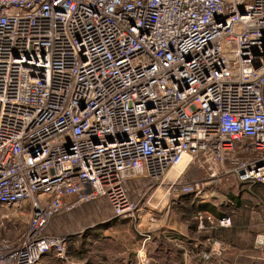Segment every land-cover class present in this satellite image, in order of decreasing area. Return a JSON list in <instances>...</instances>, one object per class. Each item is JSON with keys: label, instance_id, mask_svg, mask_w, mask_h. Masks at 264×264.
Wrapping results in <instances>:
<instances>
[{"label": "built area", "instance_id": "1", "mask_svg": "<svg viewBox=\"0 0 264 264\" xmlns=\"http://www.w3.org/2000/svg\"><path fill=\"white\" fill-rule=\"evenodd\" d=\"M231 174L264 186V0H0V205L31 208L0 264L68 260L56 219L83 204L133 219V180L172 199Z\"/></svg>", "mask_w": 264, "mask_h": 264}, {"label": "rangeland", "instance_id": "2", "mask_svg": "<svg viewBox=\"0 0 264 264\" xmlns=\"http://www.w3.org/2000/svg\"><path fill=\"white\" fill-rule=\"evenodd\" d=\"M198 167H190L187 174L199 177L204 170ZM223 180L219 187L211 184L201 194L190 189L172 199L159 191L145 194L140 191V187L146 181L142 178L141 181L133 180L128 183V187L132 190L131 197L138 204L131 221L121 222L108 230V225L113 221L105 218L109 206L104 200L83 204L71 212L66 211L61 218L56 219L57 228L79 234L68 245V260L53 255L44 258L39 264H72V260L75 264H139L137 252L142 247L148 251L150 264H264V198L261 201L252 196L251 192L244 193V200L250 207L241 208L240 213L248 225L237 228L235 246L219 237L220 240L215 238L212 232L207 233L210 229L219 228L216 213H208L204 222L207 227L205 230L198 229L204 215L197 223L190 209L197 211L195 206H205V210L198 209L199 212H205L210 209L207 205L212 204L218 212L232 217L226 213L225 205L231 192L229 190L241 181L234 174L225 176ZM187 192H193V196L183 197ZM209 215L212 219H208ZM30 217V206L20 213L15 208L0 205V241L22 237L28 229ZM233 225L232 217V227H229L233 228ZM228 233L231 235L227 237L234 236L232 231ZM207 237L213 238L205 239ZM95 240L100 243H95ZM169 252L173 253L172 258L167 256Z\"/></svg>", "mask_w": 264, "mask_h": 264}, {"label": "trees", "instance_id": "3", "mask_svg": "<svg viewBox=\"0 0 264 264\" xmlns=\"http://www.w3.org/2000/svg\"><path fill=\"white\" fill-rule=\"evenodd\" d=\"M237 189H238V191H237ZM229 191H231V192H229V194H228V201L225 205V208H226V213L232 215V217L234 218V225H233L234 227L233 228L229 227L230 229H227V228L210 229V230H208L207 233L212 232V234H215V236H214L215 238H217V239L221 238V239L229 242L230 245L235 246V241H236V237L238 234L237 228H243V227L248 225L247 222L244 220L243 215L240 213L241 208L250 207L248 205V202L244 200V193L245 192H248V193L251 192L252 196H254L255 198L257 197L259 200L262 201L264 198V186L259 185V184H252L249 182H238L237 185L234 186L233 188H231ZM187 196H193V192H187V193L183 194V197H187ZM175 201H176V199H175ZM195 204H199V203L195 202ZM263 204H264V201H263ZM195 207L199 210H205V208H203V207H198V206H195ZM190 209H192L194 219L198 223L197 220H199V214L201 212H199L198 210L196 211L193 208H190ZM206 212L213 213V214L216 213L218 215V217L225 215V213H223V212H218L216 210V208H214V205H212V204L210 205V209L207 210ZM206 212H202V213H204V216H205V217L203 216L204 221H206V217H207ZM262 215L264 216V214H262ZM61 217L62 216H60L59 218H61ZM257 218H258V216H257ZM129 221H131L130 218H116V219H114L113 223L111 224V228H112V226L117 225L121 222H129ZM207 225H208V223H207ZM251 226H252V224H251ZM206 228H203L201 230H205ZM213 231H216V232H213ZM228 231H232V233H234V236H232L230 238L227 237V236L231 235V233H228ZM218 232H219V235H217ZM209 238H213V237H207L205 239H209ZM169 255L171 256L170 258L173 257L172 252L167 253L168 257H169Z\"/></svg>", "mask_w": 264, "mask_h": 264}, {"label": "crops", "instance_id": "4", "mask_svg": "<svg viewBox=\"0 0 264 264\" xmlns=\"http://www.w3.org/2000/svg\"><path fill=\"white\" fill-rule=\"evenodd\" d=\"M204 208H205V206H203ZM208 207H210V204L209 205H207V208ZM198 210V209H197ZM109 220V219H108ZM109 221H114V219H111V220H109ZM120 224V223H119ZM106 226V225H105ZM99 228H102L101 226H98ZM107 229L109 230V229H111V224L110 225H108V227H107ZM174 230V228L172 227L171 228V231H173ZM75 233H77V232H75ZM75 233H71V237L69 238V242H68V245L70 244V241L76 236V235H79V234H75ZM140 235H141V232L139 233ZM145 236V235H144ZM141 239L144 241V237L141 235ZM146 240V239H145ZM95 243H100V241L99 240H95ZM141 247V246H140ZM139 247V248H140ZM76 249L78 250V251H80V248H78V246H76ZM83 251L84 250H82V253H83ZM86 251V250H85ZM87 252V251H86ZM136 252V251H135ZM53 255H55V254H49L47 257H49V256H53ZM56 256V255H55ZM47 257H45V258H47ZM57 257V256H56ZM59 258V257H58ZM258 259H260V258H258ZM70 264V263H69ZM72 264H75V262L72 260Z\"/></svg>", "mask_w": 264, "mask_h": 264}, {"label": "bare ground", "instance_id": "5", "mask_svg": "<svg viewBox=\"0 0 264 264\" xmlns=\"http://www.w3.org/2000/svg\"><path fill=\"white\" fill-rule=\"evenodd\" d=\"M187 161H188V157L187 156L183 157V159L174 166V168L171 171V174L173 175L177 174L179 170L183 169L186 166Z\"/></svg>", "mask_w": 264, "mask_h": 264}]
</instances>
